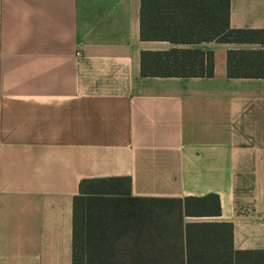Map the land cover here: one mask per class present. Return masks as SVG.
Returning <instances> with one entry per match:
<instances>
[{"label": "crops", "instance_id": "1", "mask_svg": "<svg viewBox=\"0 0 264 264\" xmlns=\"http://www.w3.org/2000/svg\"><path fill=\"white\" fill-rule=\"evenodd\" d=\"M230 26L264 30V0H230ZM173 48L212 51L214 75L142 76V51ZM230 50L264 43L142 40L141 0H0V264H73L80 183L109 177L264 251V78L229 77ZM210 195L219 215L185 213ZM183 226L156 264L218 254Z\"/></svg>", "mask_w": 264, "mask_h": 264}, {"label": "trees", "instance_id": "2", "mask_svg": "<svg viewBox=\"0 0 264 264\" xmlns=\"http://www.w3.org/2000/svg\"><path fill=\"white\" fill-rule=\"evenodd\" d=\"M141 38L264 43V30L232 28L230 0H141ZM227 66L229 77L264 78V50H230ZM214 68L212 51L173 48L141 53L145 77H211ZM130 187L129 177L81 181L74 199L73 264H156L159 257L152 250L169 246L168 231H183L180 217H168L181 214V199L133 197ZM185 213L219 215V198H188ZM184 231L188 249L219 250L215 255L188 254L189 264H264V251L234 250L229 223H189Z\"/></svg>", "mask_w": 264, "mask_h": 264}]
</instances>
